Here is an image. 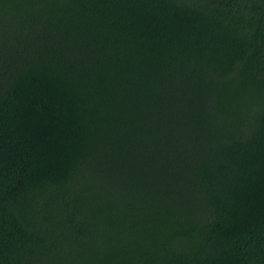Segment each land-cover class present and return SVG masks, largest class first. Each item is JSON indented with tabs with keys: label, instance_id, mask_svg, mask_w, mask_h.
Here are the masks:
<instances>
[{
	"label": "trees",
	"instance_id": "obj_1",
	"mask_svg": "<svg viewBox=\"0 0 264 264\" xmlns=\"http://www.w3.org/2000/svg\"><path fill=\"white\" fill-rule=\"evenodd\" d=\"M0 264H264V0H0Z\"/></svg>",
	"mask_w": 264,
	"mask_h": 264
}]
</instances>
